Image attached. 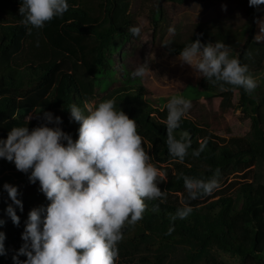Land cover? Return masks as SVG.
I'll return each mask as SVG.
<instances>
[{
    "label": "trees",
    "instance_id": "1",
    "mask_svg": "<svg viewBox=\"0 0 264 264\" xmlns=\"http://www.w3.org/2000/svg\"><path fill=\"white\" fill-rule=\"evenodd\" d=\"M133 3L69 0V10L63 17L29 33L19 12L21 0H0V124L51 111L62 117L66 132L78 138L79 124L70 120L68 109L73 103L82 108L93 103L100 83L116 77L115 53L130 40L128 29L135 26ZM240 6L242 10L219 21L183 27L167 40L171 45H162V50L169 57H178L196 39L205 44L220 41L229 47L230 56L248 66V73L255 79L264 65V44L255 39L264 5L260 11L250 7L249 0ZM121 79L122 87L110 88L107 99L114 100L117 109L136 120L149 162L159 169L165 166L168 183L162 190L165 197L146 200L144 218L123 230L116 264H164L166 257L161 251L181 244L189 246L191 264H224L218 258L219 251L240 257L242 264H264V184H237L233 179L236 173H245L247 178L246 171L264 161V85L249 93L232 85L221 88L202 77L200 86L207 93H216L224 108L234 110L237 99V107L250 114L251 136L226 142L205 120L198 122L186 114L174 131L177 139L185 133L191 139L188 155L181 162L168 152L167 107L153 104L151 94L130 74ZM205 142L200 156H193L192 152ZM217 168L220 187L211 195L190 199L182 176L210 179ZM0 170L18 171L6 159H0ZM29 184V179H22L13 185L21 189ZM170 193L181 197L171 199ZM184 205L192 207L193 212L186 219L173 221L176 210ZM169 228H174L170 235ZM22 244L21 239L13 246L4 264H13V250ZM143 246L154 256L145 254Z\"/></svg>",
    "mask_w": 264,
    "mask_h": 264
},
{
    "label": "clouds",
    "instance_id": "2",
    "mask_svg": "<svg viewBox=\"0 0 264 264\" xmlns=\"http://www.w3.org/2000/svg\"><path fill=\"white\" fill-rule=\"evenodd\" d=\"M262 5L264 0H249V6L257 11ZM69 7V0H21L19 12L31 33L33 28L42 29L54 18L63 17ZM222 8L226 11L227 5ZM257 22L264 33V22ZM128 31L139 37L142 26ZM256 39L262 40L264 35ZM162 45L168 47L171 42L165 40ZM178 59L190 65L198 77L221 88L232 85L251 93L258 86L248 66L230 56L223 42L205 44L196 39L179 52ZM149 71L147 64H140L131 75L144 78ZM166 107L168 152L183 162L191 139L187 133L177 139L174 131L192 108V101L174 95ZM68 111L70 120L79 124L78 138L64 131L62 117L43 111L44 123L31 129L28 124L14 127L6 139H0V159L29 174V182H38V190L49 201L29 212L21 234L23 244L13 250V264H116L125 227H134L144 218L146 200H162L166 195L159 187L164 174L149 162L136 120L117 109L114 100H103L94 107L86 103L83 108L73 103ZM205 147L206 142L192 155L199 157ZM219 176V168L210 179L183 175L189 198L211 195L220 187ZM3 190L11 200L5 215L19 227L17 209L24 211L19 186L5 183ZM192 212V207L184 205L172 219H186ZM6 223L0 219V226ZM172 231L174 228H169L167 234ZM5 240L6 233L0 232V256L9 253Z\"/></svg>",
    "mask_w": 264,
    "mask_h": 264
},
{
    "label": "rangeland",
    "instance_id": "3",
    "mask_svg": "<svg viewBox=\"0 0 264 264\" xmlns=\"http://www.w3.org/2000/svg\"><path fill=\"white\" fill-rule=\"evenodd\" d=\"M243 2L245 0H184L183 2H178V0H134L131 12L135 18V26H142V33L139 37L132 35L130 40L124 41L120 50L115 53L114 66L118 73H116V77L108 78L100 83L97 98L90 105L94 107L106 100L110 88L111 91L122 87V76L131 75L134 68L140 64H147L150 68L148 74L144 78L132 77V79L139 80L151 94L153 104L163 109L172 96L182 95L192 101V108L187 115L198 122L205 120L212 126L216 135L226 142L232 138L251 136L252 118L250 114L237 107L239 104L237 99L233 102L235 109L227 110L223 107L222 100L214 95L216 93H207L200 86L202 77H198L190 65L183 64L178 57H169L162 50V43L183 27L219 21L233 11L236 13L242 10L240 5ZM223 5H227L226 11L222 8ZM259 21L264 22V13ZM170 28H174L175 31L170 32ZM258 35H264L261 32L260 23L257 24L256 29V37ZM257 42L264 44V39ZM255 80L258 84L256 89L264 85V65L261 74ZM29 117L31 120L28 122ZM41 117V113L34 112L17 122L9 121L0 124V139H6L14 127L28 124L31 129L44 123ZM64 131L66 130L64 129ZM164 167L158 168L165 178V181L159 184L161 190H164L168 183ZM246 172H248L247 178L245 175L243 176L245 173H236L234 178L231 177V180L234 179L237 184L253 181L264 184V161L256 162ZM22 179H28V174L21 171L8 173L0 170V219L7 220L4 226H0V232L6 233L5 246L9 252L21 240L29 212L35 207L46 206L49 203L45 195L38 190L39 184L23 185L19 191L20 198L24 203V211L21 213L17 209L21 223L19 227L15 226L4 212L11 200L3 190V185L19 183ZM180 197L179 194H169L171 199ZM143 248L145 254L154 256V252L147 251L145 246ZM160 254L166 257L164 264H191L188 259L189 246L185 244L169 246ZM217 255L224 264H242V260L238 256L222 251L217 252ZM7 256H0V264L5 263Z\"/></svg>",
    "mask_w": 264,
    "mask_h": 264
}]
</instances>
